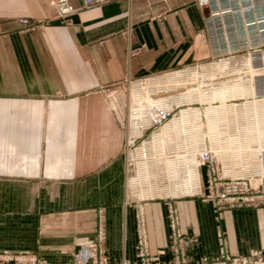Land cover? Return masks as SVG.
<instances>
[{
	"label": "crops",
	"instance_id": "obj_1",
	"mask_svg": "<svg viewBox=\"0 0 264 264\" xmlns=\"http://www.w3.org/2000/svg\"><path fill=\"white\" fill-rule=\"evenodd\" d=\"M203 13L196 0H105L61 19L49 0H0V251L47 264H81L88 255V264H140L144 238L150 256L168 263L171 208L193 239L192 264L264 249V203L219 212L203 198L163 199L198 190V156L188 153L201 143L196 134L210 138L233 177L264 183V75L251 56L135 84L140 101L152 85L192 83L167 109L198 99L206 123L197 128L202 111L184 110L137 149L127 193L130 171L120 162L127 134L110 94L221 56ZM232 66H248L240 82L202 83Z\"/></svg>",
	"mask_w": 264,
	"mask_h": 264
},
{
	"label": "built area",
	"instance_id": "obj_2",
	"mask_svg": "<svg viewBox=\"0 0 264 264\" xmlns=\"http://www.w3.org/2000/svg\"><path fill=\"white\" fill-rule=\"evenodd\" d=\"M104 1L81 0L80 8L75 7L70 0H51V4L55 8L58 17L66 19L78 10L91 8L95 4L103 3ZM198 2L200 5H208L211 9L212 18L209 20V25L214 31L213 41L217 39L224 41H217L214 44L217 53L225 52L227 55H230L232 51H236L234 53L242 52L243 50H234V48L246 45L252 50V53H248L246 57L251 56V61L256 70L264 75V0H198ZM23 22L25 24L29 23L28 20H24ZM33 26L36 27V24H33ZM219 27H222V32L214 30V28ZM222 48H224V51H219ZM204 108H189L203 112L201 119L192 122L197 128H200L198 125L202 123L205 125L206 123ZM168 114L169 112L164 113L158 122H162ZM203 117H205L204 120ZM167 124L169 123H166L161 129ZM186 125L191 126V121H188ZM203 129L205 131L206 127L204 126L203 128L201 126L202 133H204ZM195 137H199L201 143L196 148L189 146L188 153L193 155L197 154L198 156L200 171L198 190L191 195L166 197L163 199H179L185 197L203 198L212 201L215 209L219 212L228 208L252 207L264 203V190L260 191V187L262 186H252L250 179L247 177H233L230 171L221 167L219 156L215 148H213L210 138L208 136L205 137L204 134L203 137L197 134ZM151 141H153V137ZM202 172L205 173L206 190L202 189ZM169 218L171 229L169 234V244L172 253L171 260L168 263H164L160 262L157 257L150 256L147 251V242L143 238L139 242L138 257L140 264H192L189 257V247L193 243V239L183 235L180 230L179 216L172 208ZM90 248L96 250L97 246L96 244H91ZM89 259H93V256L88 255L86 260L80 261L79 259V262L81 264H88ZM0 264L47 263L32 253L0 251ZM194 264H264V249L257 250L252 255L247 256H231L225 252H221L217 256L203 257L199 262Z\"/></svg>",
	"mask_w": 264,
	"mask_h": 264
},
{
	"label": "rangeland",
	"instance_id": "obj_3",
	"mask_svg": "<svg viewBox=\"0 0 264 264\" xmlns=\"http://www.w3.org/2000/svg\"><path fill=\"white\" fill-rule=\"evenodd\" d=\"M49 2H50V5L52 6L51 0H49ZM100 4L102 3L95 4L93 7L98 6ZM196 4L204 11L203 17H205V21L206 20L209 21L212 18L210 7L208 5H200L198 0H196ZM30 28H35V26L30 25ZM219 28H214V30L215 31L219 30L218 32H222L221 31L222 27H219ZM203 31L207 33V35H208V32L210 34H213L214 32L213 29H211V27H207V22H206V27H203ZM217 41L224 42L221 39L214 40V42L213 40H210L209 42L212 46V43L215 44ZM212 47L214 48L215 45H213ZM223 49L224 48H222V50H219V51H224ZM234 50H243V51L238 52V53H234L236 51H232L230 55H227V53L225 52H219L217 53V55H221V56H218L217 58L212 59L208 62L193 64L191 66L179 68V70L169 71V72H166L160 75H152L147 78H136L127 83L121 84L117 90H115L113 93L110 94V97H109L110 100L119 106V113H120L121 121L123 124V128L127 134L126 147L120 159V162L123 163V168L127 169V171H130V174L127 177L128 179L127 181V191L128 192L127 193H129V188H128L129 179L133 175L134 176L136 175L135 164H134L135 162L133 159L134 152L137 149H139L143 144L151 142L152 137H154V135L159 133L162 130L161 128L166 123H171L176 118L178 117L180 118L181 111L189 109V108H194V107L203 109L206 106L205 104L200 102L198 99L194 101H188L187 99H184L185 100L184 103H182L181 105L179 104V106L174 105L175 104L174 103L172 104V107H171L172 110L169 109L171 111H168L167 106H166V104H168V101L173 100L176 102V100L179 99L181 96L187 94L192 89L191 88L192 83H184L183 85H180V86H174L172 84V87H169V86L168 87L166 86L155 87V85H152L151 88H148V89L146 88L147 92L145 91L141 96L138 95V97H140L141 102L139 101V99L136 98L137 96L134 94L135 84L137 85V84H140L141 82H144L145 84L151 83V82L155 83L159 80L160 77H164V76L172 75V74H179V73L186 72L192 69H197L203 66L205 67L209 65H216L224 61L231 62L235 60L234 62H236L242 59L243 57H246L248 53H252V50H250L249 47L246 45L239 46L238 48H234ZM247 70H248L247 66L245 67L244 66L243 67L232 66V68L219 69L218 71L215 72L213 77H207V79L203 81L202 83L205 84L203 85L206 88H222L223 86L233 85V84H236L237 82H240L241 80L240 73L247 72ZM202 83H199V85L202 86ZM151 102H153L152 103L154 105L153 107L150 106ZM233 102L240 104L242 102H245V100L237 99L236 101H233ZM140 107H145L148 109V112L143 114V117H140L139 115L138 110ZM166 112H169V114L165 116L162 122H158L159 118L162 115H164V113ZM204 119L205 117H203V120ZM247 178L250 179L249 177ZM250 181H251L250 183L252 186L254 187L262 186L260 187V191L264 190L263 182H260L258 183V185H255L251 179Z\"/></svg>",
	"mask_w": 264,
	"mask_h": 264
}]
</instances>
